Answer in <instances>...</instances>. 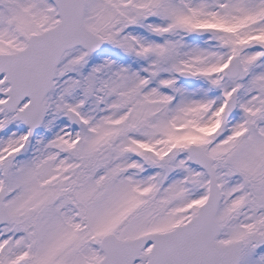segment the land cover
<instances>
[{
	"label": "snow or ice",
	"instance_id": "6c2138e0",
	"mask_svg": "<svg viewBox=\"0 0 264 264\" xmlns=\"http://www.w3.org/2000/svg\"><path fill=\"white\" fill-rule=\"evenodd\" d=\"M0 264H264V0H0Z\"/></svg>",
	"mask_w": 264,
	"mask_h": 264
}]
</instances>
